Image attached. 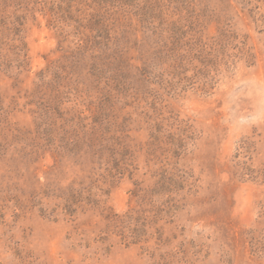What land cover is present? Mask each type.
Wrapping results in <instances>:
<instances>
[{"label":"rangeland","instance_id":"obj_1","mask_svg":"<svg viewBox=\"0 0 264 264\" xmlns=\"http://www.w3.org/2000/svg\"><path fill=\"white\" fill-rule=\"evenodd\" d=\"M176 1L119 88L66 59L118 1L0 0V264H264V0Z\"/></svg>","mask_w":264,"mask_h":264},{"label":"trees","instance_id":"obj_2","mask_svg":"<svg viewBox=\"0 0 264 264\" xmlns=\"http://www.w3.org/2000/svg\"><path fill=\"white\" fill-rule=\"evenodd\" d=\"M117 1L121 7H117L116 10H109L106 3L103 2V7L88 19L79 18L76 21L82 30L87 28L91 34L84 33V37L80 36L75 46L69 47L66 59L71 64L70 68L78 75L88 66L89 75L94 78L95 83L105 80L107 84L110 82L116 87L125 88L126 82L130 79L127 72V69L131 67V61L128 58L130 52L134 50L147 53L152 50L158 60L163 63H166L167 60H176L180 42L186 36V27L181 26L180 21L189 19L190 16L186 14L183 18L177 13L179 10L173 5L177 3L176 0ZM180 2L178 0V3ZM128 8L135 11L136 19L129 17L130 14L127 13L129 11L126 10ZM188 10V14L194 12ZM70 13H66L67 16ZM175 15L179 17L175 19ZM134 20L136 22H133ZM125 21L126 25H121ZM120 25L123 27V31L118 28ZM138 32L142 33L141 37L137 35ZM131 37L132 42H130ZM131 44L132 46L129 47ZM25 48V43L20 40V45L16 48L20 62H25L21 56L27 57L26 51H24V55H21V50H25ZM142 57L146 59L145 55ZM145 62L147 60L143 62L141 69L137 66L136 69L138 68L140 74L147 78L151 72ZM159 184L160 187H165L177 183L173 176H165ZM179 186L182 188V185Z\"/></svg>","mask_w":264,"mask_h":264}]
</instances>
